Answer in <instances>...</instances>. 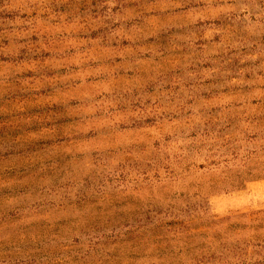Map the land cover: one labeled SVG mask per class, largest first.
Instances as JSON below:
<instances>
[{"label": "rangeland", "instance_id": "374dc122", "mask_svg": "<svg viewBox=\"0 0 264 264\" xmlns=\"http://www.w3.org/2000/svg\"><path fill=\"white\" fill-rule=\"evenodd\" d=\"M0 264H264V0H0Z\"/></svg>", "mask_w": 264, "mask_h": 264}]
</instances>
